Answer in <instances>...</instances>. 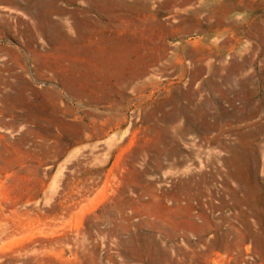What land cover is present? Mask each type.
I'll list each match as a JSON object with an SVG mask.
<instances>
[{
    "label": "rangeland",
    "instance_id": "rangeland-1",
    "mask_svg": "<svg viewBox=\"0 0 264 264\" xmlns=\"http://www.w3.org/2000/svg\"><path fill=\"white\" fill-rule=\"evenodd\" d=\"M261 125L264 0H0V264H264Z\"/></svg>",
    "mask_w": 264,
    "mask_h": 264
},
{
    "label": "bare ground",
    "instance_id": "bare-ground-1",
    "mask_svg": "<svg viewBox=\"0 0 264 264\" xmlns=\"http://www.w3.org/2000/svg\"><path fill=\"white\" fill-rule=\"evenodd\" d=\"M148 67H149V62H146L145 64H143V66L138 69L136 73V78H140L141 76H143L144 73H146ZM263 129H264L263 125L258 127V130H263Z\"/></svg>",
    "mask_w": 264,
    "mask_h": 264
}]
</instances>
